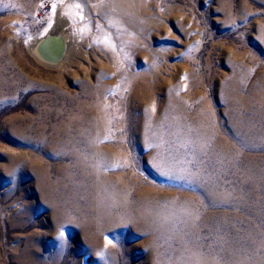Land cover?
<instances>
[{
    "label": "rangeland",
    "instance_id": "1",
    "mask_svg": "<svg viewBox=\"0 0 264 264\" xmlns=\"http://www.w3.org/2000/svg\"><path fill=\"white\" fill-rule=\"evenodd\" d=\"M114 1L127 2L136 20L118 15L110 0H0V264H20L29 245L45 264H147L153 238L131 209L145 199L161 217L171 204L183 206L191 221L189 229L173 222L158 235L152 264H183L173 254L181 246L185 264H239L232 249L264 264V0ZM58 14L107 34L124 65L63 71L38 61L34 43ZM97 134L109 148L102 171L114 178L112 189L127 184L131 200L115 198L119 225L86 252L79 225L83 216L97 220L89 213L96 204L75 195L81 183L92 193L98 182L83 180L75 156L90 155L88 138ZM43 175L45 187L58 184L46 198ZM57 202L87 211H69L70 224L57 227Z\"/></svg>",
    "mask_w": 264,
    "mask_h": 264
},
{
    "label": "bare ground",
    "instance_id": "2",
    "mask_svg": "<svg viewBox=\"0 0 264 264\" xmlns=\"http://www.w3.org/2000/svg\"><path fill=\"white\" fill-rule=\"evenodd\" d=\"M114 1V0H110V2L108 4L110 5H115L118 6L117 7V14L122 16L123 18H127V20H130L131 22H134L136 20V14L134 11H132L128 5L127 2L122 1ZM136 4V3H135ZM130 6V5H129ZM113 7V6H112ZM131 7V6H130ZM135 10V9H134ZM60 18V19H59ZM125 20V21H127ZM58 23H56L52 30L48 33H50L51 36H57L55 40H53V44L48 43L49 44V49L46 52H59V47L63 46V51H64V57L63 59H61L59 61V63L54 64V65H50V64H45V62L43 60L40 59V52H38V44L39 41L42 39L40 38L38 43L35 42L34 46H33V50L32 53L33 55L36 57V59L40 62H42L44 65L53 67V68H57L59 70H63V71H71V70H79V69H83L85 72H89L90 70H92L94 67L98 66L104 69H111L114 68L116 70L120 69L123 65H124V61L122 60L123 57L120 56V53L117 51V49L115 48V44L113 43V41L110 39V37L107 34H104V32H100L95 30L94 28L91 27V25L89 23H87L86 21H81L79 23H72L71 21L67 20V19H63L62 17H60V15L58 14L57 20ZM73 21V20H72ZM103 29V28H102ZM99 30V29H98ZM45 35V34H44ZM47 43V42H46ZM45 43V44H46ZM44 44V45H45ZM122 58V59H121ZM152 71V70H151ZM134 72V71H133ZM155 72V71H154ZM107 73V72H106ZM154 76V75H153ZM147 77V76H146ZM150 78V77H149ZM117 79V78H116ZM151 80V79H150ZM135 77L132 75L129 78L128 81V85L134 87L135 85ZM143 81V80H142ZM115 83L116 80L114 81ZM142 83V82H141ZM145 83V82H143ZM142 83V85H143ZM118 85V84H117ZM123 85V84H122ZM145 85H147V83H145ZM143 85V86H145ZM153 85V84H152ZM121 86V85H120ZM136 88V87H135ZM141 88V87H140ZM147 88V87H146ZM143 89V88H142ZM145 90V89H144ZM136 92V90H135ZM147 92V91H146ZM150 94V91H148ZM147 92V93H148ZM133 93V92H132ZM138 93V92H137ZM134 96V95H133ZM135 97V96H134ZM147 97V96H146ZM145 98V97H144ZM148 98V97H147ZM151 98V96H150ZM138 99V98H136ZM141 99V98H140ZM149 99V98H148ZM144 100V99H143ZM146 100V99H145ZM150 100V99H149ZM148 101V100H147ZM98 102V101H97ZM149 102V101H148ZM140 103V102H139ZM95 104V103H93ZM98 105V104H97ZM101 106V105H100ZM149 106V104H148ZM91 107V106H90ZM143 107V106H142ZM146 107V106H145ZM93 108V107H91ZM95 108V107H94ZM97 108V107H96ZM88 109V108H87ZM101 109V108H99ZM93 110V109H92ZM96 110V109H95ZM141 110H143L141 108ZM147 110V109H146ZM159 110V109H158ZM172 110V109H171ZM170 110V111H171ZM88 111V110H87ZM102 111V110H101ZM140 111V110H139ZM145 111V108H144ZM150 111V110H149ZM90 112V109H89ZM148 112V111H147ZM174 112V111H173ZM91 113H93L91 111ZM98 113V112H97ZM97 113L95 112V114L97 115ZM101 113V112H100ZM104 113V112H103ZM141 113V112H140ZM146 113V112H145ZM147 114V113H146ZM170 114V113H168ZM180 114V113H179ZM89 115V114H88ZM87 115V116H88ZM92 115V114H91ZM94 115V114H93ZM165 115V114H164ZM177 115V114H176ZM90 116V115H89ZM88 116V117H89ZM141 116V115H140ZM145 116V115H144ZM150 116V115H149ZM167 116V115H166ZM163 119H165V117ZM181 116V115H180ZM97 117V116H96ZM100 118V115L98 116ZM104 117V116H103ZM103 117H101L103 119ZM161 117V116H160ZM93 118V117H92ZM100 118V119H101ZM162 118V117H161ZM94 119V118H93ZM97 119V118H95ZM145 119V118H144ZM159 118H155V120H157ZM172 116L169 118L170 122L172 121ZM180 119V117H179ZM107 120V119H106ZM106 120L104 119L105 123ZM149 120V119H148ZM168 120V121H169ZM184 120V119H183ZM91 121V120H90ZM98 121V120H97ZM101 121V120H100ZM166 121V120H163ZM86 122V121H85ZM95 122V121H94ZM149 122V121H148ZM161 122V121H160ZM97 123V122H96ZM95 123V124H96ZM100 123V122H98ZM111 123V122H110ZM139 123V122H138ZM147 123V122H145ZM169 123V122H168ZM175 125L177 127L183 128L184 126V122L182 123L181 121H174ZM237 123V122H236ZM90 124V123H89ZM94 124V123H93ZM141 124V123H140ZM148 124V123H147ZM92 125V124H91ZM101 125H103V127L106 125H104L103 123H101ZM108 125V124H107ZM138 125V124H137ZM144 125V124H143ZM156 125V124H155ZM161 125V124H160ZM174 125V124H173ZM174 125V126H175ZM236 125V124H235ZM111 126V125H110ZM147 126V125H146ZM93 127V125H92ZM91 127V128H92ZM97 127V126H96ZM102 127V128H103ZM106 127V126H105ZM140 127V126H139ZM142 127V126H141ZM94 128V127H93ZM99 128V127H98ZM150 128V126H149ZM161 128V127H160ZM106 129V128H105ZM104 129V130H105ZM110 129V128H109ZM142 129V128H141ZM162 129V128H161ZM169 129V128H168ZM84 130V129H83ZM103 130V131H104ZM144 130V129H142ZM146 130V129H145ZM150 130L147 129L146 132H148ZM163 131V130H162ZM166 131V130H165ZM176 130H174L175 133ZM178 131V130H177ZM183 131V134H188L187 131ZM83 132V131H82ZM99 132V131H98ZM101 132V131H100ZM140 132V131H139ZM144 132V131H143ZM141 132V133H143ZM81 133V132H80ZM92 133V132H91ZM94 133V132H93ZM152 133V132H150ZM163 133V132H162ZM169 133V132H168ZM83 134V133H82ZM85 134V133H84ZM83 134V135H84ZM104 134V133H103ZM146 134V133H145ZM165 134V132H164ZM167 134V131H166ZM173 134V133H172ZM179 134V132H178ZM182 134V135H183ZM91 135V134H90ZM171 135V133H170ZM181 135V134H180ZM87 136V133L86 135ZM93 136V135H92ZM103 135H98L95 136L92 140L91 138H88V147L87 150H89L88 152H91L90 155H86L84 157H82L81 155H77L76 153V159H77V163L78 166L80 168V172H81V176L83 178V180H88L89 178H95L96 182L92 185L93 188V192L89 193V190L87 188V185H85L84 183H81L78 187V190L76 191L77 194L75 195V197L79 198V196H91V200L93 202H95L96 207L93 210H90V212H94V216H97V220L93 218H90L88 216H83L81 218V226L82 230H83V238L82 241L84 243L85 246V251L86 252H92V250L94 251V249H96V247L99 249L100 245H101V237L103 236V234L106 233L107 230H111L115 227H117L119 225V221L120 218L122 217L123 211L119 214H117L116 216H114L113 214V208L115 205V198H117L116 203L117 202H126L128 203L129 201V194L127 196L126 192L122 191L124 190V188L126 187L127 184H123L122 190H115L111 188V183L114 181V178L108 176L105 172L102 171L103 168H108L109 169V164L107 163V161L104 158L105 154H108L107 149L109 148H103L101 147L100 144H102V137ZM150 136V135H149ZM167 136V135H166ZM89 137V136H88ZM144 137V136H143ZM152 137V135H151ZM100 138V140H99ZM155 138V136H154ZM167 138V137H166ZM185 138V137H184ZM165 139V138H164ZM186 139V138H185ZM150 140V139H149ZM153 140V139H152ZM151 140V141H152ZM87 141V140H86ZM148 141V140H147ZM163 141V139H162ZM161 141V142H162ZM155 142V141H154ZM150 143V142H149ZM153 143V142H152ZM163 143V142H162ZM161 143V144H162ZM148 144V143H146ZM151 144V143H150ZM156 144V143H155ZM154 144V145H155ZM246 144V143H245ZM159 145V144H158ZM248 145V144H247ZM151 146V145H150ZM155 147V146H154ZM162 147V146H161ZM164 147V146H163ZM151 148V147H150ZM157 148V147H156ZM86 150V149H85ZM106 150V151H104ZM154 150V149H153ZM154 152V151H153ZM75 153V152H74ZM110 153V152H109ZM168 153V152H167ZM172 153V152H171ZM80 154V153H79ZM156 154H158L156 152ZM160 154V153H159ZM170 155V154H169ZM155 156V155H154ZM93 157H97V161L95 160V168L90 169V162L92 161L91 158L93 159ZM150 157V156H149ZM152 157V155H151ZM156 157V156H155ZM149 159V158H148ZM166 159V158H165ZM163 159V160H165ZM151 160V159H150ZM159 160V159H158ZM221 160V159H220ZM153 162V161H152ZM169 163V162H168ZM166 164V162H165ZM164 164V165H165ZM162 164H157V167L160 170H168L165 168V166ZM92 167V166H91ZM94 167V166H93ZM172 169V168H171ZM175 169V168H174ZM106 170V169H105ZM159 172V171H158ZM161 172V171H160ZM169 172V171H168ZM106 174V175H105ZM167 174V173H166ZM164 175V174H163ZM168 175V174H167ZM172 175V174H171ZM170 175V177H172ZM180 175V174H179ZM182 175V174H181ZM196 175V174H195ZM185 177V176H184ZM183 177V178H184ZM191 177V176H190ZM197 177V176H196ZM200 177V176H198ZM44 180L41 181L40 183V187H41V191H42V196H44L45 198L50 194V189L53 188H57L58 184H53L50 185L49 187H45L44 186V181L47 179L46 175H43L42 177ZM174 178V176H173ZM171 179V178H170ZM187 179V178H186ZM191 180V179H190ZM119 181V180H118ZM180 181V180H179ZM197 181V180H196ZM120 182V181H119ZM171 182V181H170ZM175 182V181H173ZM93 183V181H92ZM121 183V182H120ZM177 183V182H176ZM187 183V182H186ZM197 183V182H196ZM114 184V183H113ZM118 184V183H117ZM175 184V183H174ZM119 185V184H118ZM113 187V186H112ZM116 187V186H115ZM122 187V186H121ZM119 187V188H121ZM117 188V187H116ZM128 188V187H127ZM106 191H105V190ZM88 190V191H87ZM110 191V192H108ZM148 193V192H146ZM217 193V191L211 192V197L213 195H215ZM116 194V195H114ZM143 194V193H142ZM147 195V194H146ZM145 195V196H146ZM148 196V195H147ZM150 196V195H149ZM148 196V197H149ZM72 197V196H71ZM87 197V196H86ZM210 197V198H211ZM83 198V197H82ZM90 198V197H89ZM88 198V200H89ZM142 198V196H141ZM147 198V197H146ZM145 199V198H144ZM150 199V197H149ZM78 200V199H77ZM81 200V198H80ZM84 200V198H83ZM131 200V199H130ZM69 201V200H68ZM136 201V200H135ZM86 202V199H85ZM83 202V203H85ZM92 202V203H93ZM139 202V201H138ZM136 202H134L135 204ZM120 204V203H119ZM119 204L117 206H119ZM131 204V203H130ZM133 204V203H132ZM80 205V204H79ZM90 205V204H89ZM123 205V204H122ZM17 206V205H16ZM26 206V205H25ZM28 206V205H27ZM84 206V205H83ZM87 206V205H86ZM91 206V205H90ZM88 206V207H90ZM129 206V203H128ZM136 206V205H135ZM149 206V205H148ZM147 206V199L144 200L143 202H139L137 205V208L134 207L133 205H131V209L136 210L138 212V217L148 221V223H143L144 226L147 228V230L151 233V237L153 238V244L148 246V250L145 253V258L147 259V264H152L154 256L157 257V253L153 251V248L155 247V243L158 239V235L163 232L166 231L167 228L169 227V225L173 222H178L180 225V228L182 231H184L186 228L190 227L191 225V221L190 218L188 216H186L185 213V208L183 206H175L173 204H171L168 208V213L165 217H161V210L156 209L154 207H148ZM22 207V206H21ZM75 206H73V203L70 202L68 205L66 204V206H61L57 203H53L52 205V209L51 211L53 212V214L55 215V219H53V223L55 224V226L57 227H62L64 225H68L71 222L72 216L71 214H69V211H72L76 214L80 216H82L84 213L82 211H80L78 208H74ZM82 207V206H80ZM87 207V209H88ZM92 207V206H91ZM120 207V206H119ZM31 205L30 208L31 209ZM93 208V207H92ZM91 208V209H92ZM82 209V208H81ZM86 209V208H85ZM130 209V210H131ZM16 210V209H15ZM28 210V209H27ZM122 210V209H121ZM116 211V210H115ZM92 214V213H91ZM137 214V213H136ZM90 216V214H88ZM93 215V214H92ZM18 216V215H17ZM22 216V215H21ZM125 214L124 217L122 219H125ZM130 216V215H129ZM128 217V216H127ZM20 218V217H19ZM130 218V217H129ZM75 219V218H74ZM78 220V219H77ZM135 220V219H134ZM18 221V220H16ZM80 221V220H79ZM98 221H100L101 223H99ZM123 221V220H122ZM121 221V222H122ZM138 221V220H137ZM13 222V221H12ZM129 222V221H128ZM127 222V223H128ZM43 224V223H42ZM53 224V225H54ZM80 224V223H79ZM123 224V223H122ZM125 225V223H124ZM123 226V225H122ZM139 227V226H138ZM172 229H175V227H171ZM80 229V228H79ZM189 229V228H188ZM145 231V230H144ZM188 231V230H186ZM148 232V233H149ZM21 234V233H20ZM82 234V233H81ZM46 235V234H45ZM42 236V235H41ZM37 238V241L39 243L38 246L41 247L42 253H43V236L42 237ZM13 238V237H12ZM19 238V237H18ZM26 238V237H25ZM116 238L118 239L119 236H116ZM19 241V240H17ZM146 242H148V240H146ZM12 243V242H11ZM37 243V244H38ZM33 244V243H32ZM149 244V243H147ZM20 246V245H19ZM32 247H34L33 245H31ZM102 246V245H101ZM39 247V248H40ZM12 251L13 252H17L19 250L18 245H12L11 246ZM24 249V248H22ZM30 250L31 247L26 246V248L23 250L22 256H20V260L19 263L20 264H45L43 262L42 259H37L34 258V254L32 253L30 255ZM21 252V251H20ZM18 253V252H17ZM36 253V252H35ZM38 253H41L38 251ZM173 254L175 255V257H178L179 259H183V264H185L184 261V251L183 248L181 246V250L178 252H173ZM229 254L231 256H233L236 259V262L239 264H249V262L247 261V259L244 257V255L242 253H239L236 249H232L229 250ZM41 255V254H40ZM77 257L78 255H80L79 253L76 254ZM19 256H17L18 258ZM40 257V256H39ZM61 257V256H60ZM196 259L198 261V263H202L204 261H206L205 256L204 255H199L196 253ZM56 262V261H55ZM52 263V262H51ZM18 264V263H17ZM101 264V263H99ZM164 264V263H163Z\"/></svg>",
    "mask_w": 264,
    "mask_h": 264
},
{
    "label": "water",
    "instance_id": "3",
    "mask_svg": "<svg viewBox=\"0 0 264 264\" xmlns=\"http://www.w3.org/2000/svg\"><path fill=\"white\" fill-rule=\"evenodd\" d=\"M57 36H51L50 33L46 34L42 39L39 41L38 52H40V59L45 62V64L54 65L59 63L61 59L64 57L63 46L59 47V52H46L49 49V44H53V40L57 39ZM47 42V43H46ZM46 43V44H45ZM45 44V45H44Z\"/></svg>",
    "mask_w": 264,
    "mask_h": 264
},
{
    "label": "snow or ice",
    "instance_id": "4",
    "mask_svg": "<svg viewBox=\"0 0 264 264\" xmlns=\"http://www.w3.org/2000/svg\"><path fill=\"white\" fill-rule=\"evenodd\" d=\"M108 242H109V243H112V241H111V240H109ZM100 255H101V256H103V255H104V253H101Z\"/></svg>",
    "mask_w": 264,
    "mask_h": 264
}]
</instances>
